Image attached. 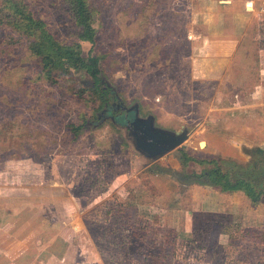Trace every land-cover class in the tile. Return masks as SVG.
<instances>
[{"label": "rangeland", "instance_id": "1", "mask_svg": "<svg viewBox=\"0 0 264 264\" xmlns=\"http://www.w3.org/2000/svg\"><path fill=\"white\" fill-rule=\"evenodd\" d=\"M89 2L95 46L67 0H0V264H264L257 61L223 37H197L208 36L201 0ZM46 34L98 58L97 86L109 90L100 94L84 69L54 68ZM113 97L189 140L147 160L118 124L127 112L106 115ZM215 159L234 183L250 184L254 207L239 194L235 210L225 202L222 211L219 186L184 180L209 175Z\"/></svg>", "mask_w": 264, "mask_h": 264}, {"label": "crops", "instance_id": "2", "mask_svg": "<svg viewBox=\"0 0 264 264\" xmlns=\"http://www.w3.org/2000/svg\"><path fill=\"white\" fill-rule=\"evenodd\" d=\"M203 3L201 7H204V11L202 13L199 11L200 5L198 6V14L200 23L198 26L206 27L208 36L197 35V37H203L204 40L212 38L218 39L223 37V41L226 42L232 52L238 53L243 55V60H252L257 61V73L260 74L261 77V85L254 86L252 101L256 99L257 95L261 100L259 103H256L255 106L259 107L261 110H264V69L262 68L261 71L259 70L260 66L264 67V53L262 50H258V47L262 44L261 39L264 38V0H201ZM230 14V19L226 17V14ZM228 14V15H229ZM232 27V32L228 33V26ZM263 34V35H261ZM196 37V35H195ZM191 38V37H190ZM253 48L254 51L256 49V53L254 55V59L250 56L252 55V51H247V49ZM260 49V48H259ZM215 50V49H214ZM245 58V59H244ZM252 92V90H251ZM264 114V112H263ZM264 120V116L262 117ZM264 126V124L262 125ZM264 131H262L263 135H259L256 137V141L254 142V146L259 147L261 152H264ZM238 151V150H237ZM236 151V154H237ZM236 156V155H235ZM233 156L234 159H239ZM242 180V178H240ZM237 179V180H240ZM236 180V181H237ZM235 181V182H236ZM247 182V181H246ZM248 183V182H247ZM59 186V184L55 185L53 188ZM89 186L86 187L88 189ZM74 188V187H73ZM218 188V189H217ZM217 193V201L219 202L220 209L224 208L225 202H227V206H229V211L235 210L237 201L239 199V194L243 196H248L243 191H232V192H223L220 187L214 188ZM69 189L66 190V197L69 196ZM247 198V207L253 206L254 201L249 203ZM241 198V197H240ZM245 199V198H244ZM69 200L68 198L63 199ZM72 200V199H70ZM227 200V201H226ZM77 199H74L73 202L80 207V204L77 202ZM230 204V205H229ZM258 204V202H257ZM226 206V207H227ZM65 207V205H64ZM81 208V207H80ZM66 209V214L71 216L72 218H77L80 212L77 211L76 213H70L69 209ZM82 209V208H81ZM231 209V210H230ZM221 211V210H220ZM219 211V212H220ZM223 211V209H222ZM226 211V210H225Z\"/></svg>", "mask_w": 264, "mask_h": 264}, {"label": "trees", "instance_id": "3", "mask_svg": "<svg viewBox=\"0 0 264 264\" xmlns=\"http://www.w3.org/2000/svg\"><path fill=\"white\" fill-rule=\"evenodd\" d=\"M67 1L70 5L74 20L76 21L77 25L83 30L81 39L88 41L95 46L96 30L93 25L95 12L91 7L89 0H67ZM27 19L31 24L33 25L35 24L32 19L30 18ZM22 28H24L25 30H30L29 28H31V26L30 24L22 25ZM46 35L48 41V48L51 54V61L54 68L71 66L77 70L84 69L95 80L96 82L95 86L97 87L100 94H103L105 93V91L109 90L107 88L101 89L99 86H97L100 83L98 78L99 77L98 58L91 56L89 59L86 60L82 55L83 51H82V46L80 44L78 43L74 45L64 44L61 43L58 39H56L53 35L51 34H46ZM31 53L35 54L36 56L42 55L40 46L38 47L37 43L32 45ZM185 162L186 164L193 162L199 165L207 164L206 160H198L190 156H186ZM210 164H213L215 166V170H213L209 175H204L203 177H200V175L195 173V175L190 174L184 180L186 181L187 179L190 178L204 179V181L219 186L223 192L244 191L248 196L253 198L252 195L253 191L249 183H247L243 179L237 180L234 183L232 180V176L230 175V172L223 171V168L221 167L218 159L210 161Z\"/></svg>", "mask_w": 264, "mask_h": 264}, {"label": "water", "instance_id": "4", "mask_svg": "<svg viewBox=\"0 0 264 264\" xmlns=\"http://www.w3.org/2000/svg\"><path fill=\"white\" fill-rule=\"evenodd\" d=\"M133 115L132 126L134 129L129 135L132 137L136 149L151 162L181 148L189 140L190 136L187 131L171 132L158 129L154 126V118L140 119L136 112Z\"/></svg>", "mask_w": 264, "mask_h": 264}, {"label": "flooded vegetation", "instance_id": "5", "mask_svg": "<svg viewBox=\"0 0 264 264\" xmlns=\"http://www.w3.org/2000/svg\"><path fill=\"white\" fill-rule=\"evenodd\" d=\"M114 99L113 102H111V100H108L106 102V107L108 108L107 109V112H106V115H108V117L112 116L111 114H113L111 111H123L124 113L127 112V115H126V120H124V122H118V124L120 125H123L124 127H126L129 131V133L131 132L132 129H134V127L132 126V119H133V114H135V112H137V109H132L130 111H127L126 107H124L121 103H117L118 102V97H113ZM113 117V116H112ZM115 119L117 120V117L114 116ZM118 121V120H117ZM128 121V122H126ZM135 131V130H134ZM139 133H141V131H138Z\"/></svg>", "mask_w": 264, "mask_h": 264}]
</instances>
